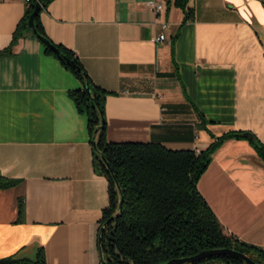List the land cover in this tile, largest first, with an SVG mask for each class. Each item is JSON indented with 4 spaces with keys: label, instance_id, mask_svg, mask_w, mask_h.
<instances>
[{
    "label": "crops",
    "instance_id": "0c3cea01",
    "mask_svg": "<svg viewBox=\"0 0 264 264\" xmlns=\"http://www.w3.org/2000/svg\"><path fill=\"white\" fill-rule=\"evenodd\" d=\"M150 1L163 4L156 12ZM24 0L0 1V259L103 264L109 183L98 173L75 76L27 32ZM39 23L104 103L106 139L210 156L197 189L224 231L264 252V0H51ZM164 35L163 41H156ZM9 49V50H8Z\"/></svg>",
    "mask_w": 264,
    "mask_h": 264
},
{
    "label": "trees",
    "instance_id": "16d2710c",
    "mask_svg": "<svg viewBox=\"0 0 264 264\" xmlns=\"http://www.w3.org/2000/svg\"><path fill=\"white\" fill-rule=\"evenodd\" d=\"M37 1L26 4L25 15L9 49L18 38L30 32L27 21ZM49 1L42 0L35 17L38 35H32L39 41L38 36L47 38L39 23V14ZM174 2L185 10L188 0ZM40 43L45 52L58 59L83 86L82 90L71 92L70 97L77 110L87 115L96 169L109 183L108 207L103 213L101 225L104 228L99 237L103 264H165L171 259L191 257L213 249L233 250L256 264H264V252L228 235L197 189L212 152L230 135L219 138L200 152L170 150L158 143H110L106 139L104 103L106 97L114 93L94 86L71 51L56 45L68 58L65 60ZM7 52L6 49L0 56ZM87 84L91 98L85 89ZM240 134L235 136L241 137ZM250 141L264 159V147L256 140ZM14 185V181L0 178V189ZM120 200L121 210L118 208ZM0 264L47 263L42 248H37L32 257L18 253L0 259ZM187 264L247 263L231 255H218Z\"/></svg>",
    "mask_w": 264,
    "mask_h": 264
},
{
    "label": "water",
    "instance_id": "95a60500",
    "mask_svg": "<svg viewBox=\"0 0 264 264\" xmlns=\"http://www.w3.org/2000/svg\"><path fill=\"white\" fill-rule=\"evenodd\" d=\"M41 2L42 0H38L34 6V10L33 12L30 14L28 21H27V25L30 28L31 32L34 35H38L37 34V30H36V26H35V17L38 14V11L41 8ZM40 41L47 47L49 48L54 54H56L58 57L60 58H64L65 60H68V58L61 52V50L54 44L52 43L49 39L42 37V36H38ZM86 92L90 97L91 94V89L89 87V85L87 84L85 86ZM102 123L104 122L103 119H101ZM241 137L250 139V140H255L254 136L250 133H241L240 134ZM119 210H121L122 208V200H120L119 205H118ZM112 220V219H110ZM102 228H104V225H102ZM218 255H231L234 257H237L241 260H243L244 262H246L247 264H256L255 262H253L249 257L245 256L242 253H238L236 251L233 250H229V249H213V250H204L199 252L198 254L191 256V257H184V258H179V259H171L168 262H166L165 264H187V263H193L208 257H213V256H218Z\"/></svg>",
    "mask_w": 264,
    "mask_h": 264
},
{
    "label": "built area",
    "instance_id": "2783aa9c",
    "mask_svg": "<svg viewBox=\"0 0 264 264\" xmlns=\"http://www.w3.org/2000/svg\"><path fill=\"white\" fill-rule=\"evenodd\" d=\"M2 1V0H0ZM25 3H29L31 0H24ZM149 5L158 13L160 12V10L163 8V4L161 2H158V1H150L149 2ZM165 39V36L164 35H159V37H157L155 40L156 41H163ZM103 228H102V225L100 226V234L102 232ZM100 237V236H99Z\"/></svg>",
    "mask_w": 264,
    "mask_h": 264
}]
</instances>
